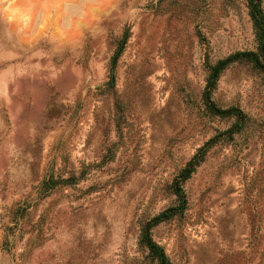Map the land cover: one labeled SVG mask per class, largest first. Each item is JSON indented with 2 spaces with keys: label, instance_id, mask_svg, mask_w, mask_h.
I'll use <instances>...</instances> for the list:
<instances>
[{
  "label": "rangeland",
  "instance_id": "obj_1",
  "mask_svg": "<svg viewBox=\"0 0 264 264\" xmlns=\"http://www.w3.org/2000/svg\"><path fill=\"white\" fill-rule=\"evenodd\" d=\"M264 13V0H261ZM245 0H0V264H264V71ZM119 56L112 66V58Z\"/></svg>",
  "mask_w": 264,
  "mask_h": 264
},
{
  "label": "trees",
  "instance_id": "obj_2",
  "mask_svg": "<svg viewBox=\"0 0 264 264\" xmlns=\"http://www.w3.org/2000/svg\"><path fill=\"white\" fill-rule=\"evenodd\" d=\"M245 2L247 3L248 15L252 21L256 33V38L258 41L257 49L256 51L236 52L210 66L209 75L202 94L204 105L212 115L221 118L235 117L237 119V123L233 126L231 130H229L230 135L241 131L243 127L241 122H243L244 116L236 108H218L211 100V91L215 88L221 73L230 65H233L235 63L248 62L252 64L253 67H255L256 69L264 71V13L261 8V0H245ZM118 56L119 50L115 53L114 57L112 58V66H114L113 64L115 63ZM201 151L196 153L188 161L186 167L178 175L179 180H175L174 184L178 190L177 193L181 200L180 204L177 207L165 210L164 212L153 218V220L143 228V243L157 264L172 263L168 260L162 248L159 247L156 243H154L149 237V231L152 227L170 220L172 217H174L184 209L185 201L183 200V196L180 193V185L191 176L195 168L198 166Z\"/></svg>",
  "mask_w": 264,
  "mask_h": 264
}]
</instances>
